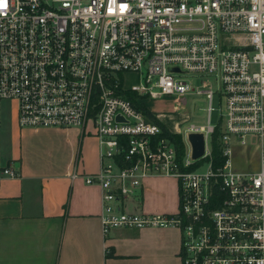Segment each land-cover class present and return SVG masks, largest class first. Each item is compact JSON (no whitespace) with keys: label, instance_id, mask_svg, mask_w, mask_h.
<instances>
[{"label":"built area","instance_id":"1","mask_svg":"<svg viewBox=\"0 0 264 264\" xmlns=\"http://www.w3.org/2000/svg\"><path fill=\"white\" fill-rule=\"evenodd\" d=\"M179 73L206 78L193 86ZM126 92L145 105L204 94L208 116L217 92L219 120L190 121L179 154L161 134L160 123L176 132L163 114ZM0 98L15 100L20 127L97 137L100 168L71 177L99 186L104 235L174 226L181 264H264V0H0ZM192 131L204 134L198 158ZM234 145L252 149L257 167L236 168ZM18 174L0 168V179ZM154 175L175 178L174 212L141 208L143 181Z\"/></svg>","mask_w":264,"mask_h":264},{"label":"crops","instance_id":"2","mask_svg":"<svg viewBox=\"0 0 264 264\" xmlns=\"http://www.w3.org/2000/svg\"><path fill=\"white\" fill-rule=\"evenodd\" d=\"M0 105V168L17 176L0 179V264H181L174 226H119L102 233L100 188L73 171L100 168V145L76 127H20L17 104ZM257 167V162L254 168ZM141 208L174 212L177 183L147 176Z\"/></svg>","mask_w":264,"mask_h":264},{"label":"rangeland","instance_id":"3","mask_svg":"<svg viewBox=\"0 0 264 264\" xmlns=\"http://www.w3.org/2000/svg\"><path fill=\"white\" fill-rule=\"evenodd\" d=\"M179 75L193 84V86L199 85L206 78L202 74L190 75L179 73ZM131 79L132 77H129L128 81H131ZM10 100L0 98L1 108H10L12 106V101ZM144 100L149 109L163 114L162 119L176 131L175 133L181 134L183 141L184 129L190 121L194 123H206L209 117L210 123L216 124L219 120L220 100L217 92L212 97L211 105L213 106V110L209 116L207 113L209 101L204 94L187 93L180 102L176 101L173 95L168 94L157 99L144 98ZM232 159L236 168L254 167L257 162L256 155L252 149H244L236 145H234Z\"/></svg>","mask_w":264,"mask_h":264},{"label":"trees","instance_id":"4","mask_svg":"<svg viewBox=\"0 0 264 264\" xmlns=\"http://www.w3.org/2000/svg\"><path fill=\"white\" fill-rule=\"evenodd\" d=\"M124 95L126 97H128L129 99H131L133 101V103L138 108H140V109L144 110L146 113L150 114L147 106L143 102H137L134 99L135 98L134 92H126V93H124ZM160 125H161V128L163 129L161 134L168 136L175 143L177 151L179 152V154H183L184 153V142L182 140L181 134L168 130V128L162 123H160ZM217 134H218V131H215L213 133V159H214V164H219L223 160V157L220 155V150H219L218 146L216 145ZM196 164H197V162H194L192 165L188 166L187 168H193Z\"/></svg>","mask_w":264,"mask_h":264},{"label":"water","instance_id":"5","mask_svg":"<svg viewBox=\"0 0 264 264\" xmlns=\"http://www.w3.org/2000/svg\"><path fill=\"white\" fill-rule=\"evenodd\" d=\"M187 139L191 144V156L200 157L204 152V134L200 131H192L187 134Z\"/></svg>","mask_w":264,"mask_h":264}]
</instances>
